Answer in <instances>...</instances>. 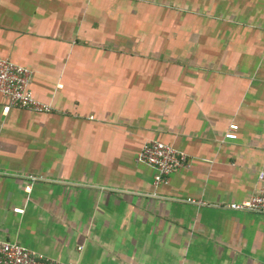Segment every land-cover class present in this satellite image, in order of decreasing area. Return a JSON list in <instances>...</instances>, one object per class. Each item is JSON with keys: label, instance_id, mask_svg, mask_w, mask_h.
<instances>
[{"label": "crops", "instance_id": "obj_1", "mask_svg": "<svg viewBox=\"0 0 264 264\" xmlns=\"http://www.w3.org/2000/svg\"><path fill=\"white\" fill-rule=\"evenodd\" d=\"M0 56L53 107L4 114L0 93V241L63 264H264V213L226 206L261 187L264 0H0ZM150 139L190 160L158 186Z\"/></svg>", "mask_w": 264, "mask_h": 264}, {"label": "built area", "instance_id": "obj_2", "mask_svg": "<svg viewBox=\"0 0 264 264\" xmlns=\"http://www.w3.org/2000/svg\"><path fill=\"white\" fill-rule=\"evenodd\" d=\"M33 71L11 58L0 56V93L7 99L3 113L8 114L12 108H23L38 113L51 112V104L39 100L31 87ZM237 124H231L226 138L238 137ZM139 163L149 165L155 170L154 184L158 186L168 183L170 176L181 167L190 163L186 153L179 151L173 145L159 139L146 141L137 156ZM261 187L256 194L240 202H232L227 207L233 210L264 213V168L259 172ZM31 185L26 190H31ZM183 201L193 204H203L199 199L189 197ZM17 213H24L25 208L15 207ZM0 264H63L59 261L37 253L17 241H0ZM71 264V263H69Z\"/></svg>", "mask_w": 264, "mask_h": 264}]
</instances>
